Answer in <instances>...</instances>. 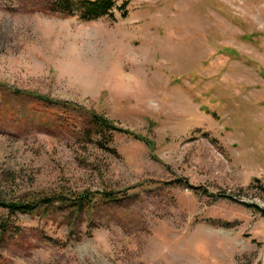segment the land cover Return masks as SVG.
<instances>
[{
    "label": "rangeland",
    "instance_id": "374dc122",
    "mask_svg": "<svg viewBox=\"0 0 264 264\" xmlns=\"http://www.w3.org/2000/svg\"><path fill=\"white\" fill-rule=\"evenodd\" d=\"M122 3L0 0V264H264V0Z\"/></svg>",
    "mask_w": 264,
    "mask_h": 264
},
{
    "label": "trees",
    "instance_id": "16d2710c",
    "mask_svg": "<svg viewBox=\"0 0 264 264\" xmlns=\"http://www.w3.org/2000/svg\"><path fill=\"white\" fill-rule=\"evenodd\" d=\"M52 10L56 12H60L61 14L67 16H78L82 20H93L98 19L100 17H108L111 19H115V10L122 11V15L126 16L127 11L125 9V3L117 4V0H51ZM261 76L264 78V73L261 72ZM40 99L46 101L47 103L59 104L62 106L71 107L72 109H77L82 107L76 103L69 101H59L56 102L49 100L47 97L40 96ZM87 127H85V132L88 135L91 134H100L109 138L113 135V133H129L125 129L117 127L113 121L106 119L103 115L96 114L92 111L89 112V117L87 120ZM174 183L178 184H187L188 182L181 179L174 180ZM193 186V185H190ZM102 201L109 202L117 199V192H101ZM225 196V195H223ZM78 203H77V212L83 206H92L93 200L88 198L85 193H79L77 195ZM56 200H62L60 195H45L44 197H39L37 199H32L28 201L24 200H10L3 195L0 194V207L8 208L11 212L19 211L21 213H32L36 210V208L40 206H50ZM66 204L65 202H62ZM260 213L264 214V209H259ZM4 231V230H3ZM1 231V232H3ZM0 232V236L1 233Z\"/></svg>",
    "mask_w": 264,
    "mask_h": 264
}]
</instances>
